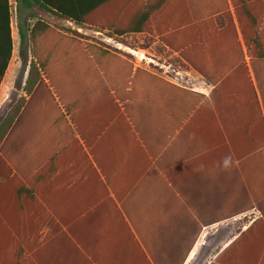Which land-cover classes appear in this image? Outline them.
<instances>
[{
    "label": "crops",
    "instance_id": "0c3cea01",
    "mask_svg": "<svg viewBox=\"0 0 264 264\" xmlns=\"http://www.w3.org/2000/svg\"><path fill=\"white\" fill-rule=\"evenodd\" d=\"M179 1L103 0L91 13L110 17L123 37L147 40L148 63L115 53L144 71L128 84L125 105L81 93L77 134L64 122L58 130L48 120L14 121L3 140L9 167L1 173L10 176L0 183V241H15L14 264H264V225L231 246L264 209L261 122L243 108L218 123L213 106L198 103L212 87L154 34ZM39 20L55 25L30 0H0L2 101L14 90L22 39L28 46ZM166 55L178 65L172 74ZM225 130L237 136V152Z\"/></svg>",
    "mask_w": 264,
    "mask_h": 264
},
{
    "label": "trees",
    "instance_id": "16d2710c",
    "mask_svg": "<svg viewBox=\"0 0 264 264\" xmlns=\"http://www.w3.org/2000/svg\"><path fill=\"white\" fill-rule=\"evenodd\" d=\"M30 1L53 13L55 21L71 22L116 38L126 35L111 23L110 17L91 15L103 0ZM174 11L163 17L158 25L162 29L155 27L154 34L169 52L177 54L185 66L212 87L208 96L196 94L198 103L213 106L218 123L237 120L238 114L243 113L238 109L246 108L252 120L256 117L261 122L264 150V0H182L176 3ZM24 42L23 38L20 57L28 65L23 87L27 97L20 100L8 117L0 116V183L10 176L1 173L9 167L3 140L14 121L48 120L56 123L58 130L64 122L77 134L75 114L79 97L84 94L83 98L90 101L108 95L112 102L125 105L128 84L133 85L137 75L144 73L103 46L84 41L76 30L56 23L51 27L39 20L29 31V45ZM12 50L8 21L7 65ZM38 106L41 108L37 109ZM224 135L231 151L237 152V136L233 138L226 130ZM36 139L39 144L46 142L39 133ZM44 160L37 159L33 170L41 168ZM260 212L261 217L248 233L231 246L249 239L255 227L264 225V209ZM259 240L264 248V237ZM14 248L13 239L4 245L0 241V264H14Z\"/></svg>",
    "mask_w": 264,
    "mask_h": 264
},
{
    "label": "rangeland",
    "instance_id": "374dc122",
    "mask_svg": "<svg viewBox=\"0 0 264 264\" xmlns=\"http://www.w3.org/2000/svg\"><path fill=\"white\" fill-rule=\"evenodd\" d=\"M27 13H30V11L27 10ZM55 23L56 26L66 28L71 31L76 30L79 34V37L84 41L103 46L105 49H108L113 53L129 58L137 57L138 59L142 60L141 64H145L144 61L147 63L150 61L149 59H146L145 55L142 52L143 45L145 46L147 44V40H144L143 37L116 38L110 34H106L103 32L77 27L71 22L68 23L56 19ZM164 59L167 61L166 66H168V68L165 69L168 73L172 74L173 69H178V65H176L172 59L168 58L167 55L166 57H164ZM26 66L27 65L22 61L20 71L17 78L15 79L13 92L8 94L3 101L0 100L1 119L5 118L6 116L8 117L9 114L13 112V109L19 105L20 100L24 97H27L26 93H24L23 91L27 71ZM173 80L184 84V79L178 78V80L172 79V81Z\"/></svg>",
    "mask_w": 264,
    "mask_h": 264
}]
</instances>
